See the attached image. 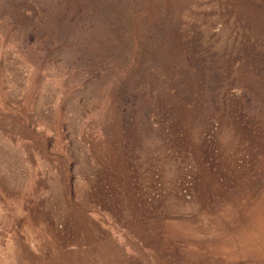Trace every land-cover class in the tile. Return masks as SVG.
<instances>
[{
  "label": "rangeland",
  "instance_id": "1",
  "mask_svg": "<svg viewBox=\"0 0 264 264\" xmlns=\"http://www.w3.org/2000/svg\"><path fill=\"white\" fill-rule=\"evenodd\" d=\"M0 264H264V0H0Z\"/></svg>",
  "mask_w": 264,
  "mask_h": 264
}]
</instances>
